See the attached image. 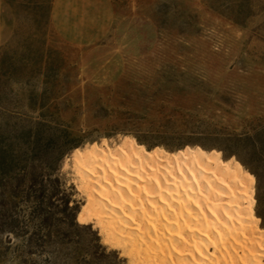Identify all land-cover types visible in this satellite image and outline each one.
Here are the masks:
<instances>
[{"label": "rangeland", "instance_id": "obj_1", "mask_svg": "<svg viewBox=\"0 0 264 264\" xmlns=\"http://www.w3.org/2000/svg\"><path fill=\"white\" fill-rule=\"evenodd\" d=\"M3 52L0 264H125L78 227L63 165L126 136L233 157L264 228V0H0Z\"/></svg>", "mask_w": 264, "mask_h": 264}, {"label": "bare ground", "instance_id": "obj_2", "mask_svg": "<svg viewBox=\"0 0 264 264\" xmlns=\"http://www.w3.org/2000/svg\"><path fill=\"white\" fill-rule=\"evenodd\" d=\"M63 170L78 227L125 264H264L255 179L233 157L148 150L126 136L74 149Z\"/></svg>", "mask_w": 264, "mask_h": 264}, {"label": "trees", "instance_id": "obj_3", "mask_svg": "<svg viewBox=\"0 0 264 264\" xmlns=\"http://www.w3.org/2000/svg\"><path fill=\"white\" fill-rule=\"evenodd\" d=\"M223 1H228L231 3H235L238 2V0H207V4L210 8L216 7L217 4L223 2ZM241 16H231L232 20L235 23H238V19ZM38 59L39 56H36ZM40 59V58H39ZM25 61V60H24ZM19 61L16 60L14 58V56H9L7 55V53L3 52L2 54H0V76L3 78H6V80L12 81V77L15 75L16 70H17V65H18ZM22 63V62H21ZM36 63V62H35ZM34 63V64H35ZM28 64V62H26V65ZM38 70H35V72H37ZM2 85H4V83H2ZM4 111L5 109L2 108ZM30 109L31 111H38V109H44V106L42 104H31L30 105Z\"/></svg>", "mask_w": 264, "mask_h": 264}, {"label": "crops", "instance_id": "obj_4", "mask_svg": "<svg viewBox=\"0 0 264 264\" xmlns=\"http://www.w3.org/2000/svg\"><path fill=\"white\" fill-rule=\"evenodd\" d=\"M56 8L55 7H52V11H51V18H53L54 17V15H55V10Z\"/></svg>", "mask_w": 264, "mask_h": 264}]
</instances>
